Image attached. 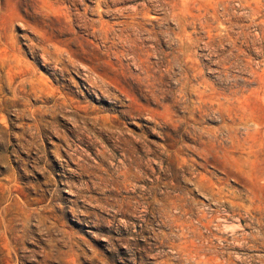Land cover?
<instances>
[{
    "label": "rangeland",
    "instance_id": "374dc122",
    "mask_svg": "<svg viewBox=\"0 0 264 264\" xmlns=\"http://www.w3.org/2000/svg\"><path fill=\"white\" fill-rule=\"evenodd\" d=\"M96 3L0 0V264H264V0Z\"/></svg>",
    "mask_w": 264,
    "mask_h": 264
},
{
    "label": "bare ground",
    "instance_id": "6f19581e",
    "mask_svg": "<svg viewBox=\"0 0 264 264\" xmlns=\"http://www.w3.org/2000/svg\"><path fill=\"white\" fill-rule=\"evenodd\" d=\"M112 2H120V0H111ZM162 1V0H160ZM108 4V0H97V3H96V6L93 7L95 8L94 10L98 13V15H101V14H106L108 11H109V8L107 6ZM118 4V3H117ZM111 5V4H110ZM104 6V7H103ZM92 7V6H91ZM103 7L104 9L102 11H100V8ZM86 10V9H85ZM133 10V9H132ZM94 11V12H95ZM93 12V13H94ZM120 13V12H119ZM126 13V12H125ZM147 13V12H146ZM109 15V14H108ZM102 16V15H101ZM107 16V15H106ZM112 16V15H111ZM117 17V16H116ZM126 17V20H124L122 23H121V26L123 27L124 30H126L127 32L128 31H131V30H134L136 28V26L138 25L137 23V13L136 11L134 12V10L132 12H130L128 15L125 16ZM123 20V19H122ZM85 21V20H84ZM121 21V20H120ZM102 23V22H101ZM141 23V22H140ZM95 25V24H94ZM104 27V26H103ZM97 31V30H96ZM126 32V33H127ZM129 33V32H128ZM161 38V37H160ZM58 69V68H57ZM88 76V75H87ZM95 80V79H94ZM228 229V228H227ZM230 229V228H229ZM228 229V230H229Z\"/></svg>",
    "mask_w": 264,
    "mask_h": 264
}]
</instances>
